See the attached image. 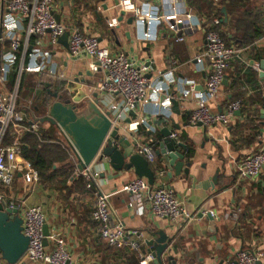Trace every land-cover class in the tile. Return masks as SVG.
<instances>
[{
	"label": "crops",
	"instance_id": "crops-1",
	"mask_svg": "<svg viewBox=\"0 0 264 264\" xmlns=\"http://www.w3.org/2000/svg\"><path fill=\"white\" fill-rule=\"evenodd\" d=\"M201 3L195 5L193 0H183L182 5L191 16L172 18L150 29L148 16L162 14L166 9L165 0H55L54 11L58 21L66 23L70 30L78 27L85 34L98 37L101 47L111 54L127 53L147 68L146 76L151 83L161 81L164 84L166 92L155 97L139 112L147 119L148 125L134 132H121L131 143L156 141L157 150L164 141L163 128L178 135V143L187 146V151L182 150V153L186 156L184 169L191 164L189 179L184 171L180 176L173 172L169 177V170L158 156L156 167L166 171L162 182L171 185L186 210L198 217L188 224L174 225L152 216L147 208L142 214L136 198L124 191L129 182L138 178L133 170L116 171L108 159L102 163L96 161L91 167L99 173L96 183L101 191L110 196L111 207L116 213L114 220L124 222L128 229L143 234L146 243L142 245L141 252L145 255L156 252L160 246H167L162 256L164 264H168L169 257L176 259L177 264H226L235 259L241 249L264 252V171L256 180H242L238 172L248 156L264 149L261 113L264 109V77L261 76L264 36L246 47L239 42L226 43L238 48V59L232 61L226 72L227 85H223L219 100L211 106L213 111L225 113L231 103L241 102L240 115H234L226 126L217 125L211 129L191 126L189 120L195 109L193 101L175 99L179 109L175 111L172 104L168 117L163 116L155 105L163 102L166 94L178 98L191 84L196 85L197 91L205 89L208 63L197 64L196 58L206 46V33L213 18H221L219 29L223 32L229 16L226 9L214 0ZM248 8L251 14L264 17V0H251ZM215 9H219V13ZM224 9L227 23L224 21ZM242 11L238 9V15ZM6 13L0 3V23ZM26 28V23H20L17 31L22 42L26 40ZM180 37L184 38L183 42L177 41ZM43 47L51 51L48 69L58 79L53 76L45 78L53 80L55 85L62 83L63 93L67 87L70 88L72 98L88 93V97L95 99L97 93L91 88L99 86L103 76L89 72L91 61L71 58L62 45L57 50L48 47L47 43ZM8 49L7 43L0 46V63L1 54ZM258 57L262 58L256 60ZM170 71H173L172 77H165ZM28 74L33 75L26 73L25 76ZM37 92L34 91L32 97H37ZM98 99L100 107L105 110L104 97L98 95ZM158 122L162 125L159 126ZM58 132L59 142L64 144V137ZM131 133L135 134L134 137L130 136ZM57 145L68 154V162L74 166L73 175L66 184L47 187L37 181L36 173L18 171L11 187L0 185V197L8 203L17 201L23 209L43 206L48 228L46 246L52 250L57 240L63 239L72 256V264H126L131 255L137 254L129 247L110 246L100 237L92 216L94 192L86 179L79 176L76 157L64 145ZM80 180L84 181V187L77 184ZM5 191H9L7 196ZM23 209L18 214L21 219ZM201 212H214L215 220L201 217ZM151 242L153 246L150 247ZM150 264H155V261ZM259 264H264V261Z\"/></svg>",
	"mask_w": 264,
	"mask_h": 264
},
{
	"label": "built area",
	"instance_id": "built-area-1",
	"mask_svg": "<svg viewBox=\"0 0 264 264\" xmlns=\"http://www.w3.org/2000/svg\"><path fill=\"white\" fill-rule=\"evenodd\" d=\"M183 0H165L166 9L159 16L150 15L147 25L151 29L172 18L191 16L182 5ZM216 4L220 0H214ZM6 9V15L0 23V46L9 44V49L1 54L0 63V185L9 188L16 181L19 171V158L23 155L25 134H36L39 132V123L30 120L26 124V113L30 110L36 97L30 98L28 106L20 107V82L26 73L53 76L49 71L51 51L43 49L45 43L48 47L57 50L61 47L60 39L68 32L70 34L68 53L71 58H86L91 62L89 72L101 74L102 81L99 86H92L91 90L104 97L105 110L111 112L109 117L112 122V130L119 129L129 132L137 131L145 126L147 119L140 116L139 112L152 100L166 92L163 82L151 83L147 76V68L142 67L139 62L125 52L116 54L109 53L101 47L99 38L82 32L78 27L70 30L66 23H62L55 16V0H0ZM168 7V8H167ZM20 23H26V40L18 37L17 31ZM171 25V24H169ZM222 20L219 16L213 18L210 28L206 33V46L199 57L197 64L208 63V77L203 92L196 90V85L191 84L189 88L176 98L168 94L163 102L155 103L161 109V114L168 117L172 101H193L195 109L192 111L189 123L191 126L201 125L205 129H211L217 125L226 126L230 119L241 108V102L231 103L226 112H215L211 106L218 101L223 89L226 72L232 61L238 59V48L228 46L221 36L220 29ZM47 37V39L45 38ZM36 43L30 46L31 39ZM183 42L184 38L177 39ZM32 49L30 50V48ZM28 56V62L25 59ZM16 65H19L16 67ZM17 69V82L10 89V77ZM53 71V70H52ZM46 72V73H44ZM173 71L164 75L172 77ZM57 78V77H56ZM58 79V78H57ZM21 108V107H20ZM136 114L133 120L131 114ZM132 120L128 125L127 121ZM147 131H150L147 129ZM171 139L178 140L177 134H172ZM65 143L53 142L64 145L65 149L75 158L64 137ZM157 142L149 141L139 143L136 151L143 156L155 171V183L151 186L146 178H135L129 182L124 191L136 198L139 202V210L143 214L146 208L149 213L159 219L168 220L174 225L190 223L197 218V214L189 213L183 203L177 199L171 185L162 182L166 171L156 167ZM92 167V166H91ZM91 167L85 171H78L79 176L86 179L88 187L92 189L95 204L92 212L93 220L98 225V233L110 246H125L132 249L141 261V264H150L155 261L152 254L145 255L141 252L142 245L146 243L143 234L135 229H128L124 222L115 221V211L110 204V196L104 194L96 183L99 173ZM264 171V149L248 156L239 167V178L242 180L259 179ZM1 196V195H0ZM1 202H7L0 197ZM8 203V202H7ZM6 204V203H5ZM17 201H11L6 206L14 210L23 209ZM23 234L29 239V247L23 259L18 263L29 264H72V256L66 249L63 239L57 240L55 247L50 250L44 244V228L46 217L44 207L41 205L30 206L23 209ZM201 217L211 215L214 212H201ZM264 261V252L241 249L237 252L235 259L226 264H258ZM0 264H9L3 260L0 253Z\"/></svg>",
	"mask_w": 264,
	"mask_h": 264
},
{
	"label": "water",
	"instance_id": "water-1",
	"mask_svg": "<svg viewBox=\"0 0 264 264\" xmlns=\"http://www.w3.org/2000/svg\"><path fill=\"white\" fill-rule=\"evenodd\" d=\"M224 14V21L227 23L228 18L225 9ZM69 36L70 34L67 32L60 39V44L67 50H69ZM261 70V76L264 77V61L261 63ZM223 85H227V77H225ZM44 87L53 102L49 105L46 116L34 119V122L51 124L60 129L69 148L79 162L78 171L83 172L91 167L94 162L102 163L108 159L114 170L119 172L133 170L139 178H146L151 186L154 185V169L136 151L139 142L131 143L119 129L111 131L112 122L109 118L111 112H104L99 107L98 95H94L95 99H93L88 97V93L86 95L83 93L72 98V92L68 87L64 93L52 89L49 83H44ZM172 104L175 111L179 109V103L176 100H173ZM261 113L264 120V109ZM236 115H240V111ZM131 117L135 120L136 114L132 113ZM131 121L128 120L127 123L130 124ZM157 124L162 125L160 122ZM198 126L201 127V125ZM161 134L164 141L160 144L157 156L169 170L168 176L171 177L173 172L175 176H180L184 171L189 179L191 164L187 166V169H184L186 156L182 153V150L187 151V146L171 139L172 132L168 128H163ZM134 135V133L130 134L131 137ZM19 212L18 209L7 208L5 202L0 201V253L3 260L9 264H18L29 247V239L23 234V220L19 218ZM207 218L210 221L215 220V217L211 215H208ZM44 236V244L46 245L47 226L44 228ZM149 245L150 247L153 246V242ZM166 249L167 246H160L156 252H152L156 259L155 264H164L162 256ZM167 261L168 264H177L173 257H169Z\"/></svg>",
	"mask_w": 264,
	"mask_h": 264
},
{
	"label": "trees",
	"instance_id": "trees-1",
	"mask_svg": "<svg viewBox=\"0 0 264 264\" xmlns=\"http://www.w3.org/2000/svg\"><path fill=\"white\" fill-rule=\"evenodd\" d=\"M201 1L202 0H193L195 5H199ZM204 2H209V0H205ZM204 2H202L201 5ZM250 2L251 0H220L219 5L226 9L229 16V22L224 26L225 31H220L222 38L227 44L230 45V43L239 42L243 47L251 46L256 40L264 36V17L261 14L250 13L251 10L248 8ZM238 9L244 11L238 15ZM215 10L219 13V9ZM34 43L35 40L31 39L30 44L34 45ZM261 58L258 57L256 60H260ZM27 62L28 56L25 59V63ZM17 66L19 65H16V67ZM35 77L38 78L40 84H42L43 78H45V76H38V74L23 75L20 82L21 97L30 96L34 92L35 88L38 86V84L34 83ZM16 82L17 69L11 74L10 88H13ZM51 87L54 88V90L62 92L64 85L62 83L55 85V82L51 80ZM24 91L25 93L27 92V95L24 94ZM41 95L39 99L36 97L37 102L30 110H24L27 118L26 124H28L30 120L34 121V119H40L46 116L48 107L53 100L48 95L45 87ZM20 107L19 111L23 109ZM39 125V132L36 134L28 133L23 137L24 149L23 155L19 158V171H22L24 174L27 173V170L36 173L38 181L47 187L66 184L73 175L74 166L72 163L68 162V154L59 145L52 143V141L59 142L60 135L58 130L60 131V129L51 124L40 123ZM46 125L51 126L45 128ZM60 133L62 134L61 131ZM59 166L62 168L59 169ZM54 167H58V169L54 170ZM77 184H79L80 187L81 185L83 187L85 185L83 180H80ZM8 194L9 191H5V196ZM126 264H140V262L137 256L133 254Z\"/></svg>",
	"mask_w": 264,
	"mask_h": 264
},
{
	"label": "rangeland",
	"instance_id": "rangeland-1",
	"mask_svg": "<svg viewBox=\"0 0 264 264\" xmlns=\"http://www.w3.org/2000/svg\"><path fill=\"white\" fill-rule=\"evenodd\" d=\"M34 83L38 84V86L35 88V90H38L37 92V98L39 99L40 98V95H41V92H43L44 90V87H43V83H51L50 80H47L46 78H43V82L42 84H40V81L38 80V78L35 77V81ZM34 90V91H35ZM27 93V92H26ZM24 91V94L27 95ZM30 94V93H29ZM28 94V95H29ZM33 93L30 95V96H26V97H21L20 101H21V107H25V106H28V102L31 101L30 98L32 97ZM43 95V94H42ZM41 95V96H42ZM46 99V98H45ZM37 102V99L35 100L34 104ZM52 102V101H51ZM51 104V103H50ZM38 181V180H37ZM36 181V182H37Z\"/></svg>",
	"mask_w": 264,
	"mask_h": 264
}]
</instances>
